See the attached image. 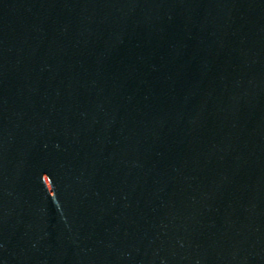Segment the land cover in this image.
I'll return each mask as SVG.
<instances>
[{
    "label": "water",
    "instance_id": "1",
    "mask_svg": "<svg viewBox=\"0 0 264 264\" xmlns=\"http://www.w3.org/2000/svg\"><path fill=\"white\" fill-rule=\"evenodd\" d=\"M0 264H264V0H0Z\"/></svg>",
    "mask_w": 264,
    "mask_h": 264
}]
</instances>
